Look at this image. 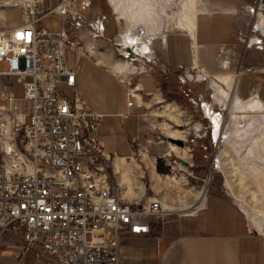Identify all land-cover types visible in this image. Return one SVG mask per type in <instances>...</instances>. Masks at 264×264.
<instances>
[{"label": "built area", "instance_id": "2783aa9c", "mask_svg": "<svg viewBox=\"0 0 264 264\" xmlns=\"http://www.w3.org/2000/svg\"><path fill=\"white\" fill-rule=\"evenodd\" d=\"M78 4L0 0V11L21 13L19 25L0 26V237L19 238L49 264H121L120 238L150 234L165 209L158 199L112 191V164L98 139L103 115L74 92L75 72L66 59L68 49L81 50L72 39L76 32L104 38L105 18H87ZM45 18L57 19L59 28L41 26ZM139 42L135 48L123 40L117 45L121 57L156 74L151 40ZM15 85L19 98L9 90ZM135 103L129 94L128 107ZM201 109L209 118L208 108ZM215 118L221 122L222 116L215 113L212 123Z\"/></svg>", "mask_w": 264, "mask_h": 264}, {"label": "crops", "instance_id": "0c3cea01", "mask_svg": "<svg viewBox=\"0 0 264 264\" xmlns=\"http://www.w3.org/2000/svg\"><path fill=\"white\" fill-rule=\"evenodd\" d=\"M197 1L192 34L177 30L175 21L170 22L167 31L164 16L162 28L152 29L156 35L144 37L151 39L155 65L165 74L198 70L199 74L217 76L224 85L226 81L220 76L230 72L236 62L233 58L236 28L255 0ZM79 8L87 18L103 16L105 23L103 39L91 40L86 31L72 37L81 46V50L77 48L80 53L74 52V57L68 55L70 49L66 52L67 66L75 72L74 92L87 108L103 115L98 139L103 153L114 164L115 174L123 172L119 183L137 186L139 182L124 173L136 166V157L144 154V133L155 121L152 117L158 118L160 114L150 110L159 105L161 84L156 74L121 69V59L117 58H121L122 52L117 45L129 35H120L119 26L127 24L119 21L110 0H86L79 3ZM109 18L114 34L106 37ZM104 46L105 50L99 49ZM140 76L150 78L143 83L138 79ZM129 94L136 97L132 107L127 105ZM249 226L245 214L229 196L210 193L199 209L173 223L158 225L148 235L121 237L119 259L121 264H264V235L253 233ZM9 239L21 242L17 237L9 236ZM0 264L49 262L38 250H25L23 243L22 247L14 243L0 249Z\"/></svg>", "mask_w": 264, "mask_h": 264}, {"label": "rangeland", "instance_id": "374dc122", "mask_svg": "<svg viewBox=\"0 0 264 264\" xmlns=\"http://www.w3.org/2000/svg\"><path fill=\"white\" fill-rule=\"evenodd\" d=\"M168 1L170 3L166 4L169 6L167 13L177 16L187 0ZM20 22V11H0V26L15 27ZM58 24V20L54 18H45L40 22L41 26L52 31L59 28ZM263 26L264 0H255L242 24L236 28L233 56L236 62L230 72L220 76L226 81L224 85L221 79L216 78L217 76H209L204 72L199 74L198 70L169 76L157 65L152 64L161 86L160 98H157L159 105L153 106L150 111L153 114H160L157 115L158 118L152 117L155 121L144 133L142 145L144 154L140 158L136 157L134 162L136 166L124 173L128 178L139 182V185L119 183L118 178L122 175L119 172L118 175L115 174L114 164L113 169L112 165L107 167V174L113 192L123 193L124 196L125 192L135 189L136 192L133 196H127L128 199L136 197L142 201L151 199L161 201L165 211L157 220L154 226L156 229L158 225L173 223L180 216L198 209L196 205L193 206L197 193H203L205 197L210 193H221L229 196L239 206L253 233L264 235ZM119 29L122 36L133 37V34H143L142 29L133 33L128 24H121ZM171 29L175 28L171 26ZM113 34L114 28L109 18L106 37ZM148 34L151 38L156 35V31L152 30ZM99 49L103 51L106 47ZM99 49L97 48V51ZM74 52L80 53L75 48L70 49L68 55L74 57ZM117 59L127 63L133 73L143 71V67H137L129 60L122 57ZM149 78L140 76L138 79L144 83V80ZM152 88L154 89V85ZM9 90L15 93L17 98L20 97V86L15 85ZM58 90L63 96L72 98L71 90L64 86H59ZM201 104L208 108L209 118L201 109ZM215 113L222 116L218 140L215 139V127L211 122V117ZM171 139L181 140L183 146H179ZM179 149L181 151H178ZM251 151L254 152V157L249 155ZM158 160L162 168H168L167 173L156 171ZM182 160L186 161L188 166H183ZM157 179L160 182V189L155 186ZM174 180L180 181L179 187H174ZM182 196L185 197L183 202L180 198ZM6 235L8 237L5 235L0 237V249H7L14 243L22 247L21 242L9 239L12 235Z\"/></svg>", "mask_w": 264, "mask_h": 264}, {"label": "bare ground", "instance_id": "6f19581e", "mask_svg": "<svg viewBox=\"0 0 264 264\" xmlns=\"http://www.w3.org/2000/svg\"><path fill=\"white\" fill-rule=\"evenodd\" d=\"M110 3L112 5V7L114 8L117 17L121 21L126 22L128 25H130L133 33L138 29L143 30V34L142 33H138L137 35L133 34L134 36L131 38H130V36L124 37V40L129 39L131 44H135V45H133V47H135V48H138V42L144 38L143 36L145 34L149 35L148 33L152 29L162 28V26L164 25L163 21L165 20L163 18L164 16L166 17V20H167L166 25H165V29L167 31H169V29H170L169 25H170V22H172V21L176 22V24H177L176 27L179 30H182L186 33L192 34L194 32V29H195V16L197 13V6H198L197 0L185 1L183 3L182 10L180 11V13L177 16L175 14L169 15L167 13L169 6L167 7L166 4L169 5V3H170L168 0H110ZM263 28H264V26H263ZM138 31H140V30H138ZM128 68H129V65L127 63H121V69L122 70H126ZM219 90L221 91V88H219ZM213 123H214V127H215V134H214L215 139L218 140L220 138V134H219L220 121L218 122V120L215 119ZM171 140H174V139H171ZM178 151H181V149H179ZM249 155H251L252 157L255 156L253 151H251L249 153ZM119 169H120V167H119ZM122 173L123 172H120L121 175H122ZM158 182L159 181L157 179L155 181V183H156L155 186L160 189V185H159L160 182L159 183ZM180 184H181L180 181L174 180V187H177V186L179 187ZM174 189H176V188H174ZM179 191H181V189ZM135 192H136L135 189L129 190V191L124 193V196L125 197L133 196V194ZM180 198H182V202L185 199V197H183V196ZM204 199H205V196L203 193H200V192L197 193L195 195V202H194L193 206L196 205L195 207L199 209L202 206Z\"/></svg>", "mask_w": 264, "mask_h": 264}, {"label": "trees", "instance_id": "16d2710c", "mask_svg": "<svg viewBox=\"0 0 264 264\" xmlns=\"http://www.w3.org/2000/svg\"><path fill=\"white\" fill-rule=\"evenodd\" d=\"M156 171L158 172V173H167L168 172V168H162L161 166H160V161L158 160L157 161V163H156Z\"/></svg>", "mask_w": 264, "mask_h": 264}, {"label": "water", "instance_id": "95a60500", "mask_svg": "<svg viewBox=\"0 0 264 264\" xmlns=\"http://www.w3.org/2000/svg\"><path fill=\"white\" fill-rule=\"evenodd\" d=\"M171 141L177 142V144H178L179 146H183V143H182L181 140H171ZM181 163H182L183 166H188V163H187L186 161H183V160H182Z\"/></svg>", "mask_w": 264, "mask_h": 264}]
</instances>
